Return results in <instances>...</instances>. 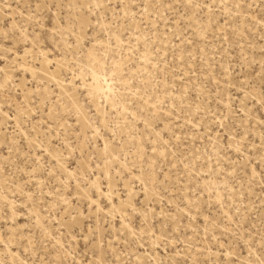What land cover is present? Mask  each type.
Returning <instances> with one entry per match:
<instances>
[{"label": "rangeland", "instance_id": "1", "mask_svg": "<svg viewBox=\"0 0 264 264\" xmlns=\"http://www.w3.org/2000/svg\"><path fill=\"white\" fill-rule=\"evenodd\" d=\"M262 95L264 0H0V264L255 260Z\"/></svg>", "mask_w": 264, "mask_h": 264}, {"label": "snow or ice", "instance_id": "2", "mask_svg": "<svg viewBox=\"0 0 264 264\" xmlns=\"http://www.w3.org/2000/svg\"><path fill=\"white\" fill-rule=\"evenodd\" d=\"M97 7H104L103 4L98 3L96 5ZM169 7H171L172 5H168ZM194 7H199V5H193ZM39 7V5L37 6ZM119 7V5H118ZM204 7L206 8H211V5L209 4H205ZM125 15H127V13H125ZM109 24L111 26H115L117 28V31L119 32V28L121 27V25H119L118 20L116 18H113ZM105 27L109 28V32L111 31V28L109 27V25H105ZM107 35V34H106ZM123 33H120L117 36V41H120V36H122ZM137 41L139 40V37H136ZM99 42V41H98ZM106 45L107 47H112V38L111 35H107V39H106ZM131 47V44L129 45ZM147 53H145L146 55ZM113 75H115V72L113 73ZM261 102L264 103V95H262L261 97ZM205 135H207V133H205ZM209 139H211V137H208ZM239 150V149H237ZM261 162L264 163V155L261 156ZM252 174L253 176L256 175V171L255 169L252 170ZM260 177H261V184L264 185V170H262L259 173ZM135 211V210H134ZM146 215V214H145ZM73 219H75V217H73ZM125 227H127V225H125ZM130 235L134 238L136 236V232L133 229H129ZM152 235H155V233H152ZM207 238V237H206ZM176 241L177 243H182V241L179 240V237H176ZM245 243H247L248 245H250L248 252H249V256L251 257L253 252H252V248L255 247V245L252 243L251 238L247 239L245 241ZM142 247V245H141ZM156 247L158 248L159 245L157 244ZM167 247V245L165 246ZM221 247H223V245H221ZM229 247H231V245H229ZM173 248L176 249V251L174 252V255H178L180 251H185L187 253V249L184 250H180L177 248V245L174 243L173 244ZM259 256L256 257L255 260H247L244 262V264H264V235L261 236L260 238V242H259ZM221 256L227 257L225 259H219V260H212V261H208V260H199V259H191V262L189 261V258L187 255H185V258L183 259H169L167 261V264H241V261L239 260V258L237 259H232V255L233 253L231 251L225 250L223 252L220 253ZM101 264H109V262H104L102 261ZM114 264V262H113ZM143 264H149V262L145 261L143 262ZM156 264H165L164 261L162 260H157Z\"/></svg>", "mask_w": 264, "mask_h": 264}, {"label": "bare ground", "instance_id": "3", "mask_svg": "<svg viewBox=\"0 0 264 264\" xmlns=\"http://www.w3.org/2000/svg\"><path fill=\"white\" fill-rule=\"evenodd\" d=\"M80 24L83 26V25H86L87 24V19L85 18H81V21H80ZM31 53V50H25V55ZM25 55H19L18 53L15 55V61H18V60H22V63L20 64L21 67H24L26 69H28V64L25 62ZM55 62L57 64V69L56 71L54 72H51L49 71L48 69V65L49 63H51L49 61V58L47 57H44L42 59V62H41V70L44 71L47 75H49L52 79H54L55 81H58V83L60 84L62 90H64L66 93L69 92L68 90V84L65 80L61 79L60 76H59V69H60V60L58 59H55ZM75 86V85H74ZM77 88V87H76ZM70 99H71V103L75 106L76 109H81V106H80V103L76 100L74 94H70ZM81 125L82 127H86L87 123H86V119H85V116L82 115L81 117ZM95 183H96V189H97V193H98V199L94 200L91 198V196L89 195V198L91 199L92 203L97 207V211H104V209L102 208V206L100 205V197L101 195L105 196L106 198H108V200L111 201L112 203V209L115 210L114 212H117V211H124L125 209H127L129 206H134L133 205V202H132V198H131V194H129L128 198L123 201L119 194H116L113 190V184L111 181L108 182V192H104L102 190V187L101 185L99 184L98 182V179L95 180ZM129 183H126V186H129L128 185ZM131 190V189H130ZM117 197L118 198V206H116L114 204V201L113 199ZM110 212V211H108ZM77 219V218H76ZM75 219V220H76ZM131 228V227H130Z\"/></svg>", "mask_w": 264, "mask_h": 264}]
</instances>
